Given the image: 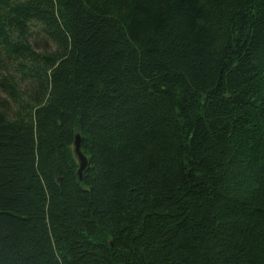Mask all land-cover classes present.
<instances>
[{"label": "trees", "instance_id": "obj_1", "mask_svg": "<svg viewBox=\"0 0 264 264\" xmlns=\"http://www.w3.org/2000/svg\"><path fill=\"white\" fill-rule=\"evenodd\" d=\"M0 264H264V0H0Z\"/></svg>", "mask_w": 264, "mask_h": 264}, {"label": "water", "instance_id": "obj_2", "mask_svg": "<svg viewBox=\"0 0 264 264\" xmlns=\"http://www.w3.org/2000/svg\"><path fill=\"white\" fill-rule=\"evenodd\" d=\"M72 151H73V155L76 159V162L78 164L77 177L79 180H81L82 174L88 165V161H87V158L84 156V154L81 151V139H80L79 135H76L74 137Z\"/></svg>", "mask_w": 264, "mask_h": 264}]
</instances>
